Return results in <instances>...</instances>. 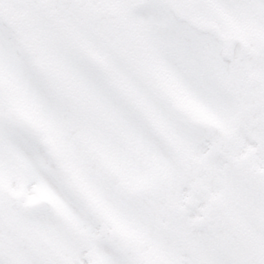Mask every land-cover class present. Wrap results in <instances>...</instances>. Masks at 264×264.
I'll return each mask as SVG.
<instances>
[{
    "label": "snow or ice",
    "instance_id": "snow-or-ice-1",
    "mask_svg": "<svg viewBox=\"0 0 264 264\" xmlns=\"http://www.w3.org/2000/svg\"><path fill=\"white\" fill-rule=\"evenodd\" d=\"M0 264H264V0H0Z\"/></svg>",
    "mask_w": 264,
    "mask_h": 264
}]
</instances>
